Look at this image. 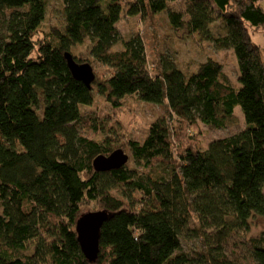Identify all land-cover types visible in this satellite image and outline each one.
<instances>
[{"label":"trees","instance_id":"16d2710c","mask_svg":"<svg viewBox=\"0 0 264 264\" xmlns=\"http://www.w3.org/2000/svg\"><path fill=\"white\" fill-rule=\"evenodd\" d=\"M170 1L62 0L61 25L40 33L47 0H0V264H239L226 253L228 238L247 237L252 222L264 220V47L252 37L264 34V6L186 0L183 11ZM161 12L175 30L232 48L239 86L211 57L191 72L167 56L151 69L139 35L115 49L124 14ZM85 43L87 61L73 51ZM66 52L115 71L88 87ZM96 94L116 108L132 94L167 102L178 143L169 124L155 119L143 141L128 143L135 166L97 171L94 159L115 149L80 133L90 118L82 106ZM237 107L245 128L202 148L201 123L224 128ZM138 191L151 198L147 212L136 207ZM85 200L109 212L95 261L76 230ZM186 235L201 243L194 252L184 248ZM251 241L253 263L264 264V235Z\"/></svg>","mask_w":264,"mask_h":264},{"label":"rangeland","instance_id":"374dc122","mask_svg":"<svg viewBox=\"0 0 264 264\" xmlns=\"http://www.w3.org/2000/svg\"><path fill=\"white\" fill-rule=\"evenodd\" d=\"M48 11L45 21L40 28V33L48 31L53 26L61 25L62 0H47ZM264 6V0H261ZM170 5L175 9L187 8L186 0H171ZM185 18H188L185 16ZM219 22L212 24L213 29H217ZM120 42L115 49L125 45V41L133 36H140L145 45V57L151 69L159 65L162 56L174 59L185 72H191L198 68L199 64L209 57L216 59L223 65L224 72L229 76L235 86H239V65L232 48L221 49L216 46L209 37L202 39L199 34L187 36L183 30H175L164 12L147 15L128 16L123 15L118 23ZM222 32V31H219ZM253 40L264 47V34L262 32H252ZM76 55L83 57L87 61V43L79 44L73 49ZM92 64L95 72V80L92 85L109 77L115 69L106 63L97 60L88 61ZM83 110L90 117L81 128V135L90 139L100 141L112 150L123 148L129 155L128 165L135 166L133 153L130 145L131 140L143 141L146 137L150 124L155 119H161L172 129L174 145L178 143L177 121L173 111L167 102L156 104L140 100L137 95H127L120 103L119 107H114L103 95L96 94L94 103L82 106ZM246 126L243 111L236 108L234 121L224 128L212 129L201 123L198 129L191 130L199 136L202 148L216 139L234 135L243 130ZM139 170L145 171L143 167ZM138 200L137 208L140 211H149L154 207L151 198L142 195L139 191L135 193ZM141 199V203L139 201ZM126 200V199H125ZM127 203V200H126ZM83 211L103 210L94 200L82 202ZM251 231L246 237L242 231L237 235L229 237L225 244L228 256L239 264H254L251 256L252 237L264 235V220L256 219L251 224ZM183 239L184 248L193 251L201 246L199 239L186 235Z\"/></svg>","mask_w":264,"mask_h":264},{"label":"water","instance_id":"95a60500","mask_svg":"<svg viewBox=\"0 0 264 264\" xmlns=\"http://www.w3.org/2000/svg\"><path fill=\"white\" fill-rule=\"evenodd\" d=\"M66 59L74 77L84 82L88 87L95 80V72L90 62L79 63L72 53L66 52ZM129 155L122 148L115 149L109 155H98L93 166L97 171L117 169L126 164ZM109 212L97 210L84 213L77 220L76 230L78 241L85 257L90 261L98 259L100 252V229L103 222L108 218Z\"/></svg>","mask_w":264,"mask_h":264}]
</instances>
